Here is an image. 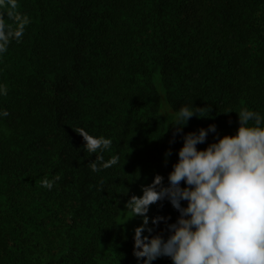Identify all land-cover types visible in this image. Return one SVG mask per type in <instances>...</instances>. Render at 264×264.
I'll use <instances>...</instances> for the list:
<instances>
[{
	"label": "trees",
	"instance_id": "1",
	"mask_svg": "<svg viewBox=\"0 0 264 264\" xmlns=\"http://www.w3.org/2000/svg\"><path fill=\"white\" fill-rule=\"evenodd\" d=\"M16 15L30 22L0 54V264H138L119 224L137 187L157 174L167 185L183 134L215 124L234 135L241 109L264 114V0L0 5L11 28ZM192 103L205 118L174 135L175 113ZM78 128L111 138L103 156L119 165L91 171ZM156 210L165 220L151 235L167 239L179 212L166 200Z\"/></svg>",
	"mask_w": 264,
	"mask_h": 264
},
{
	"label": "clouds",
	"instance_id": "2",
	"mask_svg": "<svg viewBox=\"0 0 264 264\" xmlns=\"http://www.w3.org/2000/svg\"><path fill=\"white\" fill-rule=\"evenodd\" d=\"M4 3L0 0V5ZM7 3L13 9L17 7V0ZM15 20L16 27L11 28L0 18V54L7 51L13 39L23 36L30 22L21 15ZM7 94L6 86L0 84V96ZM200 110L193 103L182 106L171 124L176 129L174 135L183 133L193 116L205 118ZM208 111L210 116L211 109ZM237 113L240 126L234 135L219 136L215 124L183 134L178 161L168 174L167 185L157 174L152 183L142 186V195L127 200V220L142 218L133 236V255L138 264H153L164 256L173 264H264V114L248 108ZM8 115L7 110H0V117ZM74 131L82 136L84 150L96 156L89 163L91 171L119 165L118 154L107 160L103 156L113 144L111 138L89 134L83 128ZM209 133H217L215 141L198 149ZM170 154L171 149L165 153V161ZM58 179L45 178L40 184L51 190ZM163 200L179 212L176 221L167 225V239L151 235L153 227L149 226L150 206ZM162 220L165 218L153 217L151 224L158 225Z\"/></svg>",
	"mask_w": 264,
	"mask_h": 264
},
{
	"label": "rangeland",
	"instance_id": "3",
	"mask_svg": "<svg viewBox=\"0 0 264 264\" xmlns=\"http://www.w3.org/2000/svg\"><path fill=\"white\" fill-rule=\"evenodd\" d=\"M154 178H155V175L154 176L151 175L150 177L148 176V178L137 187L135 195L136 196L142 195V186H146V185L152 183ZM166 201H168V200H166ZM157 203L151 205L150 206V210L148 212V216L150 218V220H149V226L150 227L152 226L151 218H153L155 216L156 211H157L156 210ZM125 211H126V209H124V211L122 212V214H121V216L119 218V224H120L121 228H123L124 230H127L128 232L134 234V229L136 227L140 226V224L142 223V218L135 217V218L127 220L129 218V216H130V213H126ZM124 220H127V221L125 223H123ZM121 223H123V224H121ZM144 235H147V232H145Z\"/></svg>",
	"mask_w": 264,
	"mask_h": 264
}]
</instances>
